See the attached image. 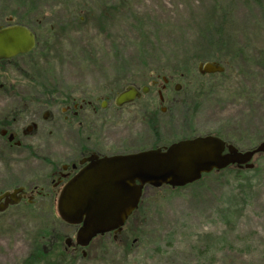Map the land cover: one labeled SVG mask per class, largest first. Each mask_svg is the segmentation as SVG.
Wrapping results in <instances>:
<instances>
[{
  "label": "rangeland",
  "instance_id": "obj_1",
  "mask_svg": "<svg viewBox=\"0 0 264 264\" xmlns=\"http://www.w3.org/2000/svg\"><path fill=\"white\" fill-rule=\"evenodd\" d=\"M15 24L38 44L0 66V124L17 117L26 127L32 115H63L65 99L149 86L107 128L105 148L133 153L208 135L241 152L264 143V0H0V25ZM207 62L224 71L200 73ZM54 138L31 140L66 141ZM6 142L0 136V195H31L65 151ZM251 163L242 175L231 166L183 188L147 187L118 237H98L85 257L62 254L77 228L58 215V196L26 198L0 213V264H27L35 251L42 264H264V153Z\"/></svg>",
  "mask_w": 264,
  "mask_h": 264
},
{
  "label": "water",
  "instance_id": "obj_2",
  "mask_svg": "<svg viewBox=\"0 0 264 264\" xmlns=\"http://www.w3.org/2000/svg\"><path fill=\"white\" fill-rule=\"evenodd\" d=\"M37 44L33 31L22 25L0 30V61L32 52ZM202 74L222 73L213 62L199 65ZM143 88L142 93H147ZM134 87L120 94L117 104L132 102L142 94ZM264 153V143L241 152L218 136L184 139L163 148L116 155L92 163L73 178L57 200V212L68 225L78 226L75 242L88 247L98 236L118 234L129 217L139 208L147 187L183 188L200 181L204 175L228 167L252 169L255 155ZM19 190L6 192L0 211L17 204ZM16 197V198H15ZM72 239L66 244L72 246Z\"/></svg>",
  "mask_w": 264,
  "mask_h": 264
},
{
  "label": "flooded vegetation",
  "instance_id": "obj_3",
  "mask_svg": "<svg viewBox=\"0 0 264 264\" xmlns=\"http://www.w3.org/2000/svg\"><path fill=\"white\" fill-rule=\"evenodd\" d=\"M21 25V24H15ZM14 26V25H9ZM9 26L0 25V30L7 28ZM24 26V25H22ZM34 33V32H33ZM35 34V33H34ZM36 36V34H35ZM37 44L38 38L36 36ZM36 44V46H37ZM36 48V47H35ZM25 55V54H24ZM21 56V55H18ZM16 56V57H18ZM14 57V58H16ZM11 58V59H14ZM11 59L0 61L1 64L8 62ZM4 70L5 67H2ZM170 79L164 78V85L158 90V97L160 103L164 105L167 102V96L165 92L168 91L170 86ZM153 86H157V81H153ZM130 87L128 86L123 92L127 91ZM136 88V87H134ZM143 88H148L147 93H142ZM177 88V87H176ZM7 90V86L1 84L0 90ZM141 92V96L135 99L132 102H128L122 105L117 104V100L120 96L118 94L114 99L110 97L102 98H86L82 100L78 99H65L58 103L57 107H62V114L60 117L54 118V114L50 112L42 115V119H37L36 115H32L28 119L26 127L17 128L18 118L14 117L11 119L4 120L1 122L0 127V136L2 139L7 140L8 146L13 149H26V150H36L40 149L41 146H47L49 144L32 141L35 135H46L48 134L50 138L55 139L54 137H62L65 139V142L53 141L50 143L49 147L55 150H65L63 153L62 161L60 159L55 160L56 163L52 164L49 168V171L44 175L45 184L34 185L31 195H28V190L26 187H18L12 191H7L13 193L15 190H19L17 197H19V202L17 204L9 205L4 211L10 209L11 207L18 206L21 203L25 202V199L28 198L29 204H33L37 196H51L59 197L63 188L75 178L81 171H83L88 165L92 163V160L95 158L103 159L105 157H112L116 155H127L132 154L128 152L124 153H115L110 149L105 148L106 130L110 127L118 128L119 119L121 111L126 107L133 106L137 103L138 100H141L144 96L149 95L151 87H142L136 88ZM5 97L15 99L20 97L19 95H5ZM162 110H164L162 108ZM225 141V140H224ZM117 144V141H114ZM178 142V141H177ZM227 142V141H226ZM228 143V142H227ZM230 144V143H228ZM156 147V148H163ZM155 149V148H153ZM136 153V152H133ZM62 154V153H61ZM45 187H48L46 189ZM40 188V189H38ZM6 193V192H4ZM2 193L1 195H3ZM0 195V196H1ZM16 198V197H15ZM5 202V199L0 201V207ZM0 211V213L4 212ZM129 220V219H128ZM127 223V222H126ZM78 230V226H75ZM77 234V232H76ZM115 238L118 237V234L109 233ZM76 237V235H75ZM101 237V236H98ZM97 237V238H98ZM68 238L72 239V246L66 244ZM95 238L91 244L97 239ZM91 244L84 248L78 246L75 242V238L67 237L64 240V252L71 253V256L81 253L84 257L87 255V250Z\"/></svg>",
  "mask_w": 264,
  "mask_h": 264
},
{
  "label": "trees",
  "instance_id": "obj_4",
  "mask_svg": "<svg viewBox=\"0 0 264 264\" xmlns=\"http://www.w3.org/2000/svg\"><path fill=\"white\" fill-rule=\"evenodd\" d=\"M231 168V167H230ZM230 168L229 169H227V170H230ZM232 169V168H231ZM236 173H238L239 175H242V174H244V170H240V169H236ZM146 189L147 188H145V190H144V193H145V191H146ZM144 196V195H143ZM37 251H35V253L33 254V256L30 258V261L29 262H27V264H42V263H40V261H45V259H44V257H43V255H42V252H37ZM41 258H43V260L41 259ZM45 263V262H44Z\"/></svg>",
  "mask_w": 264,
  "mask_h": 264
}]
</instances>
